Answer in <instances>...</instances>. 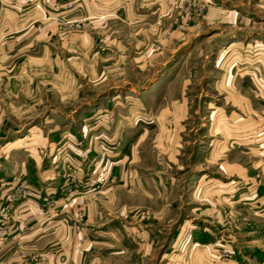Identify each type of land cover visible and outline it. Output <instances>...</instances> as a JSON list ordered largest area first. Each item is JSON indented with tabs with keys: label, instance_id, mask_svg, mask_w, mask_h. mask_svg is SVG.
I'll use <instances>...</instances> for the list:
<instances>
[{
	"label": "rangeland",
	"instance_id": "1",
	"mask_svg": "<svg viewBox=\"0 0 264 264\" xmlns=\"http://www.w3.org/2000/svg\"><path fill=\"white\" fill-rule=\"evenodd\" d=\"M221 1L0 0V136L24 137L17 151L28 160L10 203L37 198L44 217L72 203L73 234L90 243L94 230L79 201L92 187L81 174L97 140L90 132L106 112L116 124H140L150 119L145 112L181 98L189 106L186 164L174 170L172 193L153 192L136 219L119 217L132 243L79 249L100 251L104 264H236L239 256H262L263 242H244L245 232L264 225V138L252 142L250 134L264 131V50L254 45L261 23L248 16L254 6ZM236 163L247 166V195L213 203L212 194L243 187ZM125 219L135 222L132 234ZM40 253L18 256L31 264Z\"/></svg>",
	"mask_w": 264,
	"mask_h": 264
},
{
	"label": "crops",
	"instance_id": "2",
	"mask_svg": "<svg viewBox=\"0 0 264 264\" xmlns=\"http://www.w3.org/2000/svg\"><path fill=\"white\" fill-rule=\"evenodd\" d=\"M221 2L255 7V11H250L248 8L246 11L248 16H255L261 23L255 30L254 45L257 50H264V0H223ZM251 17H247L249 21ZM23 21L22 25H25L28 18ZM230 47L233 46L230 45ZM174 103H176L174 107L167 106L155 115L152 111L145 112V117L150 119L156 117L155 124L150 119L140 124H137L138 120L133 119L125 123L122 120L121 123L116 124L111 119L112 111L106 112L101 115L102 125L96 126L90 132L96 134L97 140L91 141L94 149L90 158L83 156L86 163L81 169V174H85V178L92 181V187L79 196V201L84 203L88 220L94 230V240L90 243L85 241L79 244L80 235L73 234L67 214V212L72 214L74 210L72 203L57 205V210H54L51 217L43 216V210L37 198L30 197L26 201L10 203L18 182L25 178L24 165L28 160L20 156L22 152L17 151L21 148L24 137L3 141L6 135L5 138L0 136V264H25V256H18L23 251L41 252L42 255L36 256L37 261L31 264H104V256L100 255V248L104 244L121 245L126 240L132 243L133 235L130 238L124 234L119 217L138 218L141 207L152 204L153 192L170 195L178 179L174 176L175 168H183L186 164L183 161L181 148L187 142L185 136L189 106L185 107L184 99L181 98ZM108 120L111 123H108ZM86 129L88 133V128ZM260 131L261 128H258L250 132L253 137L252 142L259 140V136L264 138V131ZM25 145L26 150H32L27 144ZM29 155L33 157L34 154L31 152ZM236 165L241 177L245 178L241 180L243 187L240 190L226 187L224 191H219L221 195L218 193L217 199L215 194H212L213 203L231 204L234 199L242 200L243 192L247 195V166L243 163H236ZM48 174L53 175L50 170ZM26 179L30 182L34 181L31 176H27ZM211 179L207 183H210ZM189 182L191 187L194 180L191 179ZM197 183L200 186L199 181ZM50 189L49 184L48 191ZM259 192L262 194L259 200L262 197L264 199L263 185L259 188ZM194 194L196 195L193 188L186 193V196L193 198ZM174 203L175 201L167 202V207H172ZM167 210L170 212L171 208ZM4 212L10 214L9 219L5 218ZM108 214H111L112 218L108 217ZM261 215L264 216V214ZM108 219L111 221H107ZM126 219L125 222L129 223L126 226L127 232L132 234L131 229L135 226L130 224L135 222ZM257 220L260 221V219ZM25 226L27 230L24 231ZM4 228L10 230V234L5 231V235H2L1 231ZM245 235L246 246H260L262 242L264 243V225L258 224L257 228L245 232ZM87 243L98 245L99 253L96 251L97 253L90 256L82 252L79 245L87 247ZM263 251H259V253L262 252V256H239L236 264H264ZM89 257L92 258L88 260Z\"/></svg>",
	"mask_w": 264,
	"mask_h": 264
},
{
	"label": "bare ground",
	"instance_id": "3",
	"mask_svg": "<svg viewBox=\"0 0 264 264\" xmlns=\"http://www.w3.org/2000/svg\"><path fill=\"white\" fill-rule=\"evenodd\" d=\"M224 50H225V48H224ZM224 51H222L221 53H220V57L222 56V53H223Z\"/></svg>",
	"mask_w": 264,
	"mask_h": 264
}]
</instances>
